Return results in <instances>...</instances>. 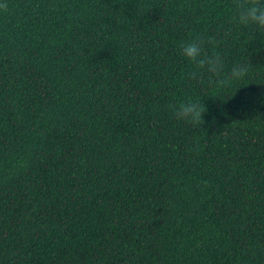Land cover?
Returning <instances> with one entry per match:
<instances>
[{"label":"trees","instance_id":"16d2710c","mask_svg":"<svg viewBox=\"0 0 264 264\" xmlns=\"http://www.w3.org/2000/svg\"><path fill=\"white\" fill-rule=\"evenodd\" d=\"M234 0H0V264H264V37L248 85L176 53Z\"/></svg>","mask_w":264,"mask_h":264},{"label":"clouds","instance_id":"9594fccd","mask_svg":"<svg viewBox=\"0 0 264 264\" xmlns=\"http://www.w3.org/2000/svg\"><path fill=\"white\" fill-rule=\"evenodd\" d=\"M0 7L7 9V5ZM228 25L227 30L196 33L177 44V55L190 67L187 77L201 83L206 80L209 88L213 89L169 104L175 119L193 128L205 123L208 111L205 96L220 97L216 94L220 90L248 85L255 65L248 57L232 63L228 68L225 49L233 32L247 30L256 37H264V0H234L230 5Z\"/></svg>","mask_w":264,"mask_h":264}]
</instances>
